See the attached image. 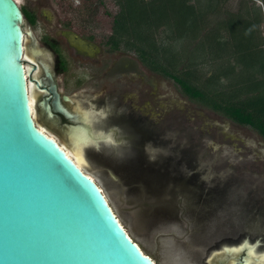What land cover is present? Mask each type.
Wrapping results in <instances>:
<instances>
[{
	"label": "rangeland",
	"instance_id": "obj_1",
	"mask_svg": "<svg viewBox=\"0 0 264 264\" xmlns=\"http://www.w3.org/2000/svg\"><path fill=\"white\" fill-rule=\"evenodd\" d=\"M19 1L33 8L48 4ZM37 17L32 28L26 17L21 21L26 30L24 64L30 70L35 58L29 48L43 47L38 36L48 22ZM56 22L54 18L48 23ZM45 57L51 63V54ZM30 70L34 118L68 147L61 123L69 120L60 117L54 127L48 125L37 102L43 95L32 79L38 69ZM57 77L62 93L75 101L66 105L87 111L91 132L105 137L85 146V172L100 185L129 235L157 264H211V250L244 238L258 242L257 252L264 251V139L254 129L191 100L173 80L129 53L74 57ZM76 127L89 134L86 122ZM100 154L124 159L139 171L148 170L147 165L157 173L163 169L162 182L133 179L128 189ZM153 187L161 189L152 193Z\"/></svg>",
	"mask_w": 264,
	"mask_h": 264
},
{
	"label": "water",
	"instance_id": "obj_2",
	"mask_svg": "<svg viewBox=\"0 0 264 264\" xmlns=\"http://www.w3.org/2000/svg\"><path fill=\"white\" fill-rule=\"evenodd\" d=\"M22 19L16 0H0V264H153L86 174L88 162L79 168L39 129L28 99ZM61 98L75 102L65 93ZM37 102L50 127L60 122L59 114L69 120L61 123L63 132L83 122L80 110L57 92L53 107L46 99ZM87 126L91 140L83 150L105 138L95 141ZM103 159L124 177L162 182L163 169L139 171L124 159ZM257 244L244 238L209 255Z\"/></svg>",
	"mask_w": 264,
	"mask_h": 264
},
{
	"label": "trees",
	"instance_id": "obj_3",
	"mask_svg": "<svg viewBox=\"0 0 264 264\" xmlns=\"http://www.w3.org/2000/svg\"><path fill=\"white\" fill-rule=\"evenodd\" d=\"M69 6L72 16L61 18L81 34L132 54L191 100L264 139V0H68Z\"/></svg>",
	"mask_w": 264,
	"mask_h": 264
},
{
	"label": "flooded vegetation",
	"instance_id": "obj_4",
	"mask_svg": "<svg viewBox=\"0 0 264 264\" xmlns=\"http://www.w3.org/2000/svg\"><path fill=\"white\" fill-rule=\"evenodd\" d=\"M69 1L73 5L79 3V0ZM16 2L22 11L23 17H26L30 27H33L36 21L40 19V17L38 18L37 16H44L48 22L56 18V23L44 22L43 31L38 36V41L43 47L32 46L37 50V53L31 51L32 47L29 48V53L35 58V61H31L32 68L30 71L33 72L35 68L38 69L37 77H33L32 79L34 80L36 88L43 95L41 99H46V101L51 104V107H53V102L56 99V92L59 93L61 101L71 103L61 98V95L64 93H62L57 77L59 73H64L68 70L69 61L71 59L78 56L95 59L98 58L99 54L104 53L116 52L124 55L127 53L123 51H111L106 45L86 37L81 34L75 26L67 24V22L63 20L64 18L62 19L61 17L68 15L71 17L74 11V7H67L68 0H47V6L39 5L38 8L28 7L19 0H16ZM30 2L32 3L33 1L30 0ZM23 30L26 32L24 28ZM47 53L51 54V63H46L43 60L46 58L45 56ZM37 54L40 57H38ZM24 60L26 59L24 58ZM122 68L124 67L122 66ZM41 99H38V101ZM59 115L61 118L66 119L63 115Z\"/></svg>",
	"mask_w": 264,
	"mask_h": 264
},
{
	"label": "bare ground",
	"instance_id": "obj_5",
	"mask_svg": "<svg viewBox=\"0 0 264 264\" xmlns=\"http://www.w3.org/2000/svg\"><path fill=\"white\" fill-rule=\"evenodd\" d=\"M26 45V44H25ZM32 51V50H31ZM39 51V50H38ZM37 53V52H36ZM33 54V53H32ZM40 54V53H38ZM37 54V55H38ZM24 55H26V53L24 52ZM35 56V55H34ZM38 57H40L38 55ZM31 58V57H30ZM35 61V60H34ZM25 66V64H24ZM29 70L30 68L28 66H25V76H26V85H27V92H28V99H29V104H30V109H31V112L34 116V94H33V83L32 82H29L27 76L29 74ZM40 82V81H39ZM42 82V81H41ZM40 84V83H39ZM37 94V93H36ZM77 110H80L78 108V105L75 107ZM37 112V111H36ZM80 116L79 118H81V120L84 121V123H88V112L87 111H84V110H80ZM39 129L45 133V135L49 136V137H52L53 140H55L57 142V144L59 146H61L62 150L65 152V154L70 158L72 159L73 162L76 163V165L80 167V165L82 163H84V152H83V145L85 143H88L89 140H91V136H89L86 132H84V130H81V128L79 127H74L72 128L71 130H65L64 133L67 134V137H68V144L66 146H64V144L60 143L57 141V139L54 137L53 134L51 133H47L44 128L42 126H40V124L38 125ZM99 138V136H96L95 137V141H97V139ZM82 169V168H81ZM93 181H95V179L93 178V176L89 173H86ZM95 183L97 184V186L99 187V190L103 193L104 197L106 198L102 188L100 187V185L95 181ZM107 199V198H106ZM112 209V207H111ZM113 211V214L115 216H117L115 213H114V210L112 209ZM117 220L119 221V223L121 224L120 222V219L117 217ZM122 225V224H121ZM123 226V225H122ZM124 228V226H123ZM144 253V251H143ZM146 254V253H144ZM149 256V255H148ZM151 258V260L153 261L152 263L153 264H157L153 258L151 256H149ZM218 258H223L225 259L224 261L222 260V263H225L226 261L229 263V264H252L256 261H259V262H262L264 263V253H259L257 252V250L253 247V246H242L240 248H232V249H226L225 251H222V252H219V253H216V255L214 256H211L209 258V261L211 262V264L213 263H216V259ZM219 263V262H218Z\"/></svg>",
	"mask_w": 264,
	"mask_h": 264
}]
</instances>
